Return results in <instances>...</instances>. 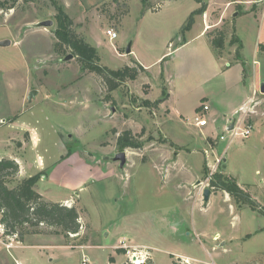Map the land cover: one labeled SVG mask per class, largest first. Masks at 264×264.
<instances>
[{
    "label": "rangeland",
    "instance_id": "obj_1",
    "mask_svg": "<svg viewBox=\"0 0 264 264\" xmlns=\"http://www.w3.org/2000/svg\"><path fill=\"white\" fill-rule=\"evenodd\" d=\"M205 1L211 7L218 2ZM256 1L264 15V0ZM58 2L73 18L76 31L97 48L103 65L119 69L137 60L149 67L154 90L144 83L147 71L108 91L75 55L65 60L71 52L55 49L56 11L51 0L0 10V40L11 41L0 45V157L19 160L25 177L45 171L38 190L49 201L70 199L82 214L78 236L43 233L22 242L5 235L4 228L0 264H16L17 258L24 264H82L83 256L92 264H123L128 254L117 249L124 237L130 250L149 252L140 244L151 245L156 264H171L177 258L187 263L181 255L192 257L189 264H264V215L238 206L209 183L214 172L222 171L248 185L264 205V114L252 134L236 137L225 154L230 134L219 143L215 137L225 129L213 132L211 117L213 110L223 112L226 103H234L246 90L241 65L251 77L254 67L264 70V51L256 48L260 18H235L230 10L242 14L243 8L238 3L229 6L223 25L229 29L227 41L238 35L246 64L224 73L216 69L201 34V15L184 34L194 38L193 49L175 50L191 12L201 6L197 0ZM223 7H215L212 14ZM45 20L53 24L42 25ZM108 28L118 32L116 39L105 33ZM129 44L131 53L126 52ZM238 46L228 44L224 56L232 59ZM168 51L167 61L161 63ZM257 77L261 84L264 80ZM32 90L37 94L30 99ZM208 97L213 109L199 125L190 123ZM146 99L158 104L148 107ZM128 129L143 147H119L118 136ZM122 150L127 153L123 170L119 162L108 159ZM174 150L180 152L181 163ZM205 188L214 192L208 202Z\"/></svg>",
    "mask_w": 264,
    "mask_h": 264
},
{
    "label": "trees",
    "instance_id": "obj_2",
    "mask_svg": "<svg viewBox=\"0 0 264 264\" xmlns=\"http://www.w3.org/2000/svg\"><path fill=\"white\" fill-rule=\"evenodd\" d=\"M32 1L34 0H0V10L14 9L21 3L27 4ZM51 1L56 11L57 27L54 31L56 51L61 54L73 53L81 63L82 68L97 75L108 91L118 89L129 80H137L146 71V67L137 60H133V64H126L119 69H111L103 65L97 48L76 31L73 18L65 11L58 0ZM197 2L201 6L191 12L188 21L183 26L181 31L183 38L185 32L194 24L195 16L202 15L207 10L208 5L206 2L203 0H197ZM154 10L158 9L155 8ZM206 35L212 49L219 57H222L227 46L228 27L214 28L209 30ZM236 43H239V46L235 51V60H240L241 40L234 34L229 41V45H235ZM259 48L264 51V43H260ZM168 97L169 93L167 92L162 98V102L167 100ZM157 102L146 99L143 103L149 107L156 106ZM118 144L122 149L143 147V142H140V138L130 129L124 130L118 136ZM19 172L20 164L16 159L0 158V222L5 228L4 234L14 236L18 241H25V238L29 235L43 233L64 235L66 237L72 234L78 236L82 223L77 206L48 201L38 190V182L46 175V172L40 171L16 181ZM205 174L207 177L209 176L207 166H205ZM209 180L214 192H226L238 206H249L264 215V205L253 196L248 189V185L239 183L234 177L222 171L214 172ZM117 251L126 253L127 250L118 248ZM110 261L115 262V257L110 256ZM182 262L180 258H177L173 259L171 264H185ZM123 264L132 263L128 261ZM144 264H155V262L149 257Z\"/></svg>",
    "mask_w": 264,
    "mask_h": 264
},
{
    "label": "crops",
    "instance_id": "obj_3",
    "mask_svg": "<svg viewBox=\"0 0 264 264\" xmlns=\"http://www.w3.org/2000/svg\"><path fill=\"white\" fill-rule=\"evenodd\" d=\"M203 1L207 3L208 7H207L206 12L201 15V17L203 18V21H204V27L202 29L201 34L206 37L207 44L209 45V48L212 50L213 61H215L214 63L217 64L216 69L219 70V71H222L224 73H228L233 67L241 65V62L242 63L244 62L243 64H246V61H244L245 59H242L243 58L242 55H241L240 60H235V56L232 59L231 58L229 59V58H227L224 55L222 57H219L216 54V52L212 49L206 34H207V32L209 30H212V29L218 28V27H222L225 24V22H226L225 21L226 18H227L226 11L229 9V6H231L234 3H238L239 6H241L243 8V13L240 14V11H238V10H230V14L233 17L235 16V18H237L236 15L238 14V16H240V15H253L255 17V19L260 18V21H259L260 22V37H258L257 42H256V48L259 51L260 50L259 44L260 43H264V15H263V11H259V7L255 5L257 3V1L256 0H218V2L216 3L217 5H215V7H217V6L218 7L219 6H224L225 7V5L227 7H226V9H224V7H223L222 11H220L217 14H214V15L212 14V11H214L215 7H211L209 1H205V0H203ZM198 8H196V9H198ZM196 9H194V10H196ZM105 33H106V31H105ZM181 39H182V41H180V42L177 41L176 42L177 47H176L175 50H177L178 52H181V51H183L185 49L192 50L193 47L195 46V45H193L194 44V42H193L194 38L184 37V38H181ZM228 44H229V42L227 41L226 48L228 47ZM258 51H257V53H258ZM170 52L171 51H168V52L164 53L160 57L159 60L162 59L161 63L167 61V58L169 57ZM254 62H256V60H254ZM240 67H241V70H243V74H241V80H245V88H246V90L245 91L242 90V93H243L242 96L239 97L234 103H226L227 105L225 104V109H224L223 112L220 113L218 111L213 110L214 112L211 115L212 124H213L212 125V131L215 132L216 134L218 133L217 129L219 131H222L223 129H225V127H227L229 129V127L231 126V124L233 122H235V124H234V126H235L236 124H241L243 120H245L246 123H250L251 125H253V130H254V125L256 123H258V121H261L262 118H263L262 116L264 114V111L261 108H262V106H264V93L261 92V86H262V84L264 82L263 81L264 80V70H261V69L259 70V69L254 67L253 68V72H252L253 74H252V77H251V75L249 76L248 75L249 73L246 72V69L245 70L243 69L242 65ZM146 71L148 72V74H147L148 79L144 83L149 84L151 86V90L153 91L154 87L151 84L150 78H149V74H150L149 67L146 68ZM256 71H257V73H255ZM257 76H259V80L261 79L263 81L261 84L258 82V77ZM162 82H164V86L167 89V87H168L166 85L167 80H163ZM212 96H214V95H211L212 100H214ZM168 100L169 99L165 100L162 105L166 106ZM207 102L210 105V111H211V109H213L214 102L210 101L209 97H208V101ZM162 105H160L161 108H162ZM258 105H260V109L258 108ZM199 107H198V110H199ZM169 114H171L170 110H169L167 116ZM222 133H224V131H222L220 134H222ZM209 136H211V135H209ZM219 143H221V141H219ZM231 143L229 142V147H227V148L225 147L222 150V152L224 151V154L227 152V149L230 148ZM175 144H177V143H175ZM262 144H263V148H264V139H263V143ZM173 154H174V157H176L179 154L178 155V161L181 163V159H179V157L181 158L180 152L174 150ZM0 158H3V157H0ZM14 159H16V158H14ZM222 159H223L224 162L226 161L225 155H224V157ZM17 161L21 165V168H20L19 174L16 177V181L17 180H21L22 178L25 177L21 173L22 164H21V162L19 160H17ZM194 177L195 176H192V178H194ZM213 193L211 194V196L213 195ZM225 194L228 197H230L228 193L225 192ZM44 198H45V196H44ZM69 200L70 199H64L63 201H57V202H63L65 204H67V205H72V204H70ZM78 210H79V212H81L79 208H78ZM80 217L82 218V214L81 213H80ZM81 223H82V221H81ZM106 234H108V233H106ZM36 235H38V234H36ZM36 235H29V236H36ZM29 236H27L25 238V240H27V238ZM16 241H18V240H16ZM22 242H24V241H22ZM140 245L145 246L147 248V250L150 253L151 258L155 262V260L153 258V254H152L151 245H149V244H140ZM14 246H15V244H14ZM180 257H182L184 259V261H188L187 263L184 262L185 264H189V262H191V259H192V257H190L189 255H181ZM15 263L16 264H24L19 258L16 259ZM155 264H156V262H155Z\"/></svg>",
    "mask_w": 264,
    "mask_h": 264
},
{
    "label": "built area",
    "instance_id": "obj_4",
    "mask_svg": "<svg viewBox=\"0 0 264 264\" xmlns=\"http://www.w3.org/2000/svg\"><path fill=\"white\" fill-rule=\"evenodd\" d=\"M106 34L110 37V39H116L118 37V32L115 31L113 28H108L106 30ZM198 115L194 118L189 120L190 123L199 125L201 122L202 116L205 115V113L210 111V105L206 102H202L199 110H198ZM253 132V125L250 123H246L245 120L242 121L241 124H236L232 129H228L225 127L224 133L219 134L218 137L216 136V139H219V141L226 140L228 135L227 133L230 134V143L236 138V137H242V138H247L250 136ZM229 147V145L227 146ZM221 160V159H220ZM4 230L3 224L0 222V231ZM128 239L127 238H122L120 240L121 246L120 248H125L129 257V261L132 264H144L145 261L150 257L149 252H145L142 249H137L136 247H133V250H130L132 245L128 244ZM82 264H92L89 257L83 256L82 258Z\"/></svg>",
    "mask_w": 264,
    "mask_h": 264
},
{
    "label": "water",
    "instance_id": "obj_5",
    "mask_svg": "<svg viewBox=\"0 0 264 264\" xmlns=\"http://www.w3.org/2000/svg\"><path fill=\"white\" fill-rule=\"evenodd\" d=\"M42 25L44 26H50L53 24V21L52 20H45V21H42L41 22ZM11 43L10 40H0V45L2 46H5V45H9ZM132 49H131V45L129 44L126 48V52L127 53H131ZM74 56V54L72 53H69L65 56V60H68V59H71L72 57ZM261 92L264 93V82L261 86ZM37 94V90H32L30 92V99L35 96ZM234 124L235 122H233L231 124V126L229 127V129L233 128L234 127ZM108 159L112 162H119V168L121 170L124 169V166L127 162V153H126V150H122L118 153H116L115 155L113 156H108ZM213 193L212 189L211 188H205L204 191H203V197H204V201L205 202H208L210 197H211V194Z\"/></svg>",
    "mask_w": 264,
    "mask_h": 264
}]
</instances>
